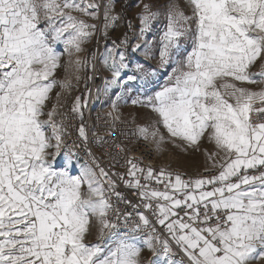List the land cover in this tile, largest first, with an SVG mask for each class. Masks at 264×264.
<instances>
[{
    "label": "snow or ice",
    "instance_id": "6c2138e0",
    "mask_svg": "<svg viewBox=\"0 0 264 264\" xmlns=\"http://www.w3.org/2000/svg\"><path fill=\"white\" fill-rule=\"evenodd\" d=\"M116 5L0 0V264H264V0L143 3L135 44L90 51ZM102 96L112 139L90 140ZM118 125L148 156L201 155L200 170L130 154Z\"/></svg>",
    "mask_w": 264,
    "mask_h": 264
},
{
    "label": "rangeland",
    "instance_id": "374dc122",
    "mask_svg": "<svg viewBox=\"0 0 264 264\" xmlns=\"http://www.w3.org/2000/svg\"><path fill=\"white\" fill-rule=\"evenodd\" d=\"M164 2L165 0H117L116 12L121 15V20L117 23L115 29L109 30L108 41H104L102 37H97L88 46L89 50L97 51V49H99V51H103V48L106 43L110 45L112 40L122 39L125 33H127L129 37L130 44H135L137 42L136 36L139 33V20L137 19V15L141 11L143 3H153L156 5H160ZM180 2L183 3V0H180ZM129 21H131L132 24L131 29H129L128 27ZM162 26V24H158L157 29L161 28ZM152 38L153 35H150L149 39ZM97 40L99 41V44H97ZM132 59L138 60L141 63L146 62V58L140 52L133 53ZM147 63H150L153 66L155 65V61H147ZM104 75H107V73H103V76ZM163 78L164 77L162 74L160 77L161 82L163 81ZM105 104L109 106V101L107 100V98H105ZM121 112L124 114L125 117L128 118H130L129 113L137 114V112H139L140 114H142V110H135L131 107V105L122 106ZM167 147L169 149V152L165 153L162 156L169 155L170 158L173 159V165L189 173H194L197 170H200L203 164V157L201 155L197 153L185 154L179 149L172 148L171 145H168Z\"/></svg>",
    "mask_w": 264,
    "mask_h": 264
},
{
    "label": "built area",
    "instance_id": "2783aa9c",
    "mask_svg": "<svg viewBox=\"0 0 264 264\" xmlns=\"http://www.w3.org/2000/svg\"><path fill=\"white\" fill-rule=\"evenodd\" d=\"M103 86V74L101 72H97L96 78L89 82V87L93 88V92L95 91L96 87H102ZM84 85L83 83H81L80 85V90H83ZM79 94V92H74L73 95ZM109 110V106L105 104V97H101L100 100H95L93 99L90 103V107L86 112V120H87V126L89 129V135H90V140L94 139L92 137V133L96 132L99 133L100 135H103L106 139L111 140L112 137H109L107 135V130H108V125L106 123V121H109V118L105 115V113ZM125 127L124 125H118L117 128V136H116V142H124L128 145L129 148H131V153L130 154H134L136 156H143L144 160L146 162L151 161L153 163H155L156 165H160V164H165V163H170L171 166L173 168H178L175 165H173V159L170 158L169 155L166 156H160L159 158H154L153 156H148L146 154L147 152V148L146 146L143 144V142H140L138 144H134L131 143L130 140H125L124 136L119 135V129ZM73 139H75V135L73 136ZM90 146L92 147L94 153L96 154V156L98 158H100L101 160V164L104 167H107L108 164L110 163V157L108 155L105 154L104 150L98 148L97 146H95L94 144L90 143ZM107 147V146H105ZM112 149H108V152H112ZM116 151H119L118 149H116ZM82 157H83V153H81ZM123 161H121L122 163ZM180 169V168H178ZM117 171H124V169L121 168H117ZM183 172H186L182 169H180ZM199 170H197L196 172H198ZM196 172L194 173H189L186 172L189 175H194ZM121 191H123L125 193L126 196H128L129 199L135 201L136 197L132 195L130 190H127L125 188H123V186H121Z\"/></svg>",
    "mask_w": 264,
    "mask_h": 264
}]
</instances>
